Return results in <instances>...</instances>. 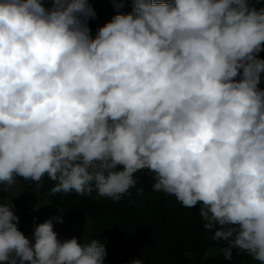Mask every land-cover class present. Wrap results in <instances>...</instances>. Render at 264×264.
<instances>
[{"label":"clouds","instance_id":"1","mask_svg":"<svg viewBox=\"0 0 264 264\" xmlns=\"http://www.w3.org/2000/svg\"><path fill=\"white\" fill-rule=\"evenodd\" d=\"M95 17L87 0H0V183L119 201L147 170L225 260L264 264V6L133 0L93 39ZM54 220L33 243L0 204V264H106L105 242L61 241Z\"/></svg>","mask_w":264,"mask_h":264},{"label":"trees","instance_id":"2","mask_svg":"<svg viewBox=\"0 0 264 264\" xmlns=\"http://www.w3.org/2000/svg\"><path fill=\"white\" fill-rule=\"evenodd\" d=\"M153 2L169 3L172 0ZM252 2L264 6V0ZM43 3L46 8L52 6V0ZM115 15L112 14L104 25ZM88 28L94 39L95 28ZM259 58L264 59V52L259 53ZM258 88L264 90V73ZM135 179L136 186L119 201L101 198L95 192L91 196L74 192L54 194L51 192L54 182L47 177L39 185L20 177L19 183L25 190L41 188L58 217H85L90 224L89 240L101 239L106 243V264H131L134 259L141 258L144 264H242L248 258L247 254L233 250L232 260H225L222 252L225 245L222 241H213V233L203 229L198 206L186 208L174 196L154 191V180L147 170L137 173ZM139 189L143 190L142 194H138ZM5 202L15 205L4 184L0 183V204ZM14 214L20 221L19 230L33 220L32 215L20 214L15 207Z\"/></svg>","mask_w":264,"mask_h":264},{"label":"rangeland","instance_id":"3","mask_svg":"<svg viewBox=\"0 0 264 264\" xmlns=\"http://www.w3.org/2000/svg\"><path fill=\"white\" fill-rule=\"evenodd\" d=\"M44 0H42L43 2ZM96 13L94 19L88 20V27L95 28L96 34L99 28L104 26V22L111 17L112 14H131L133 0H87ZM117 5H123L117 8ZM6 193L15 201V209L23 215H32V222L29 226H23L20 231L25 236H33L34 229L38 224L45 222L57 216L56 209L48 204L41 188L37 187L33 190H25L19 183V177L16 178L12 187L6 188ZM63 223H57L55 220L54 231L57 233L59 240L64 241L76 238L78 243H83L81 239L84 236L89 240L90 224L85 217L78 219H68L62 217ZM242 264H258L251 257L241 262Z\"/></svg>","mask_w":264,"mask_h":264},{"label":"built area","instance_id":"4","mask_svg":"<svg viewBox=\"0 0 264 264\" xmlns=\"http://www.w3.org/2000/svg\"><path fill=\"white\" fill-rule=\"evenodd\" d=\"M26 238H28L31 242H33V236H25Z\"/></svg>","mask_w":264,"mask_h":264}]
</instances>
